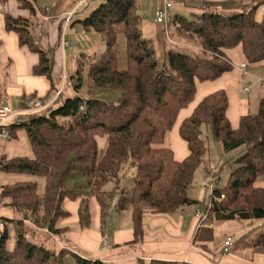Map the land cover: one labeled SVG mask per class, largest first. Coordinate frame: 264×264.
<instances>
[{"label":"trees","instance_id":"16d2710c","mask_svg":"<svg viewBox=\"0 0 264 264\" xmlns=\"http://www.w3.org/2000/svg\"><path fill=\"white\" fill-rule=\"evenodd\" d=\"M0 1L5 5L8 0ZM16 1L21 10L29 11L30 17L5 13V27L17 35L20 47L38 56L32 74L51 81L50 96L44 98L49 100L57 90L54 53L42 50L34 38L32 30L38 20L35 0ZM262 6L264 0H251L240 12L224 13L207 7L193 19L173 16L170 26L175 28L176 35L197 42L201 53L193 56L184 48L168 49V45L174 44L165 38L162 60L157 57L153 40L144 37L138 0H100L87 17L77 21L84 33L100 36L106 50L89 62L84 54L78 60L73 83L77 95L64 98L63 93L49 112L22 114L7 126L11 139L26 133L32 155L0 156V173L39 176L44 179L45 192L41 196L35 182L0 185L1 208L19 214L13 219L2 216L0 264H109L68 248L37 244L29 238L30 228L25 222L35 218L33 233L43 230L52 237L61 236L68 226L60 224L71 216L64 207L66 201H76L84 195L77 212L78 224L85 229L91 219L87 199L96 201L100 222L105 224L115 193L105 188L110 183H120L121 171L128 163L135 165L137 174L133 187L121 191L116 212H132L133 239L129 245L143 242L146 215H172L192 206L203 207L209 223L264 221V188L256 186L264 175V99L256 115L243 116L239 128L233 129L227 115L226 91L210 93L180 125L179 135L188 144L189 156L179 162L173 150L164 147L180 113L196 101L197 83L215 82L233 71L226 50L241 47L249 64L264 66V18L256 19ZM120 34L126 39L124 70L118 65ZM85 78L89 83L88 98L78 95ZM98 89L122 94L117 102H107L91 97ZM204 127L225 153L242 150L226 186L215 187L207 203L188 193L197 171L210 155V147L203 138ZM104 137L108 144L100 157L98 139ZM72 154L75 158L70 161ZM67 165V173L77 172L83 177L87 191L60 189L59 173ZM207 171L208 175L212 173L208 168ZM10 226L17 230L13 248L9 246ZM213 240V229L202 226L193 243L209 244ZM244 244L253 254L264 256V233ZM150 264L190 263L152 260Z\"/></svg>","mask_w":264,"mask_h":264},{"label":"crops","instance_id":"0c3cea01","mask_svg":"<svg viewBox=\"0 0 264 264\" xmlns=\"http://www.w3.org/2000/svg\"><path fill=\"white\" fill-rule=\"evenodd\" d=\"M99 1L43 0L41 6L36 4L38 8V20L33 27V35L42 50L47 52L53 51L54 53L53 74L54 83L57 88L61 83L62 77L64 75L68 77L65 62L63 64V58H65L68 50L77 48L76 45L65 52H62L60 49V38L65 19L69 13L75 11L74 17L68 26L67 34L69 33V27H72L73 32H75L77 30L75 21L77 23V21L87 17L97 7ZM250 1L187 0V6L195 10V12H202L204 8L211 7L224 13H235L240 12ZM162 2L163 0H159L158 7L162 5ZM6 4L7 8L5 9L0 3V63L9 66V82L5 85L0 83V96L10 98L11 109L15 103L19 106L16 111L12 109L14 113L18 114L11 120L10 124H12L20 115L24 114L29 98L33 96L39 98L50 96L52 83L47 77H35L32 74L33 67L38 64V56L31 53L27 48L20 47L17 35L9 33L5 27V13L13 17H30L29 11L21 10L16 0H8ZM81 9L82 11H80ZM170 16L173 17L171 13ZM263 18L264 6L256 14L257 21H262ZM170 27V24L167 28L156 24L154 16L152 20L144 19L142 23L144 37L153 40L159 60H162L165 55L164 40L166 37L177 47L201 49L199 44L193 40L180 38L176 33L175 36H170L168 32L171 29ZM82 33L83 35H89L83 31ZM225 53L234 65L233 71L225 74L215 82L197 83V98L189 107L191 110L186 109L180 113L174 129L166 137L164 147L172 149L175 159L179 162H182L189 156L188 144L179 135L180 125L186 118L192 115L198 103L208 94L218 90L226 91L229 98L227 115L233 129L239 128L240 120L243 116L249 114L256 115L259 111V103L264 99V66L262 64H253L249 72V66L246 64L247 59L243 52L242 54H233L231 50H226ZM243 65L246 66L245 71H243ZM183 112L184 114H182ZM65 179L66 174H62L61 178L59 177L60 189L71 190L68 187L69 184L65 183ZM256 186L264 188V175L257 180ZM192 188L189 189V196ZM192 198L194 199V197ZM203 201L207 203V199H203ZM197 208L200 209L201 207L198 206ZM2 209L4 208H1V211ZM7 211L11 213V217L7 218L13 219L17 216L16 213L14 214V211L10 209H7ZM188 213L187 209L184 208L172 215H146L144 217V240L139 245H129L133 239V229L115 232L112 247L108 242L105 248L103 239L106 233L101 231L99 234L95 233L91 237H88V230H84L78 224L77 216L71 215L60 226H68V230L64 231L62 235L81 238L80 241L82 243L80 244L91 251L93 259H100L109 264H150L152 260L184 261L190 264H264V256L253 254L250 247L246 244H244V250L242 251H247V253L243 255L237 253L238 248L235 249L236 244L231 236H227L225 241L227 238H232L234 242L233 247L229 253H225L224 241L219 259L209 250L211 247L210 243L206 244L202 242L194 244L193 239L199 228V223L195 222L192 213H190V219ZM71 223L72 226L77 225L80 229L81 232L78 235L72 232L74 228L70 227ZM212 224L214 225V222ZM212 229L213 231L215 230V225ZM54 245L57 249L63 248L57 242ZM184 251H188L187 254H182ZM139 260H142V263Z\"/></svg>","mask_w":264,"mask_h":264},{"label":"rangeland","instance_id":"374dc122","mask_svg":"<svg viewBox=\"0 0 264 264\" xmlns=\"http://www.w3.org/2000/svg\"><path fill=\"white\" fill-rule=\"evenodd\" d=\"M0 3L2 7H4L5 9L7 8L6 6L7 4L3 5L2 2ZM42 3L43 0H36L35 4L41 6ZM158 3L159 0H138L139 15L143 19H148L149 21L152 20L154 16V20H155L156 12L163 5L162 2V5L158 7L159 5ZM187 5H188L187 0H174V6L170 12L171 15L172 16L182 15L189 19H193L195 15L201 14V12H195V10L190 9ZM80 11H82V9ZM76 24L77 23L75 21V25ZM76 27L77 30L75 32H73L72 27H69V33L67 34V41L75 43L77 45V48L74 50H68L65 58H63V64L65 62L67 75L73 81V83H75L76 71L78 69V60L81 58V56L84 54L86 57V61L89 62L91 57L99 56L106 50L105 43L100 36L96 34L83 35L81 26L77 24ZM170 28H171L170 31H168L170 33L169 35L175 36V28L172 25ZM166 39L169 40L167 37ZM125 41H126L125 36L123 34H120L118 37V43L120 46L118 53V65L119 68L123 70L126 69L127 67ZM168 46H170L168 47V49L170 48L177 49L176 48L177 46L175 45H168ZM178 49L181 48L178 47ZM231 52H233V54H242L243 51L241 47H238L234 50H231ZM186 53L193 56H197L200 55L201 52L199 49L193 48V49H186ZM246 64L249 66V72H250V67H252V64H249L248 62H246ZM8 74H9V66L0 63L1 84L5 85L9 82ZM88 84L89 83L87 81V78H85L83 89L78 95H80L83 98L90 97V94L88 93ZM121 94H122L121 92L116 90L98 89L94 91L91 97L104 100L107 102H117L120 99ZM75 95H77V93H75L74 86L67 87L64 91V98L74 97ZM18 107L19 106L16 103L12 105V109L14 111L18 110ZM188 110H191V108H188ZM184 112L182 114H184ZM203 132H204L203 138L207 141L210 147V155L208 156V158H206V161L196 173L190 196L191 198L194 197L195 200H199V201H203V199H207L208 202V197L211 193V190L203 187V183L205 179L210 178L211 180H213L214 177L221 175L223 179L219 183H216V187L217 188L225 187L229 174L237 166L235 162L238 159V157L241 155L242 150H238L227 154L224 152L221 145L213 140L210 130H207L204 127ZM98 144H99L100 157H103L105 149L108 144L107 137L99 138ZM2 155L8 157L31 156L32 153L26 133L21 132L19 134V137L13 140H7L0 137V156ZM74 158H75V154H72L70 157V161H72ZM67 167L68 165L59 173V177L61 178L62 174H66L65 183L69 184L68 187L71 190L77 188L78 191L80 192L87 191V187L84 184L83 177L79 175V173L77 172L67 173ZM207 168L212 172L210 175H208ZM136 174H137V169L135 165H133L132 163H128L123 167L121 171L120 183L119 184L110 183L105 188V191L107 192L115 191V193L113 194V198L110 202L108 217L106 218L105 224H101L100 222L101 219L99 216V207L96 201L94 199H87L86 205L89 207L91 219L88 223V227L85 228L84 230H88L89 232L87 233L89 234L88 237H91L95 233L99 234L101 231L102 232L104 231L106 233L107 241L110 243L112 247L113 236L115 232L124 231L133 228L131 210L118 213L116 212V205L120 198L121 191L124 189L129 190L133 187L134 178ZM18 182H35L38 185L39 194L41 196L44 195L45 182L43 178L39 176L0 173V185H12ZM58 183H60V181H58ZM85 198L86 197L82 195V197L80 199H77L76 201L73 202L66 201L64 207L68 212L71 213V215L77 216L76 211L78 212L79 203ZM186 209L187 212H189L188 217L191 219L190 213H192L195 222H197L198 224L199 220L196 218V214L197 212H199V210L203 211V207L199 209L197 208V206H192V207H187ZM1 214L2 216L5 217H11V213L7 211L6 208L2 209ZM18 216L19 214H17V217ZM33 219L35 220V218ZM35 222L36 220L34 221V224ZM25 223L27 224V226H29L28 228H30V230H27V233L29 234L28 236L35 243L44 245L47 248H56L54 244L55 242H57L58 245H61L63 248H68L70 250H73L74 252L80 254L81 256L92 258L91 251L86 249L85 247H83V245L80 244L82 243L80 241L81 238L76 236L68 237L66 235L52 237L51 234L43 230H41L39 234L37 233L38 234L37 235L32 231L33 229H36V226L30 225L27 222ZM214 225H215V230L213 231L214 240L213 242L210 243L211 247L209 250L212 253H214L218 259L221 256L220 254L221 247L223 246L225 238L227 236H231L234 239V242L236 244L235 249L238 248L237 253L243 255L244 253L245 254L247 253V251L244 252L242 251L244 250L243 249V247L245 246L244 243L246 241H250L251 239L255 238L258 234L264 233V221L261 220H254V221L244 220V221H233V222L215 221ZM70 227L74 228L72 232L76 233L77 235L81 232L80 229L77 227V225L72 226L71 223ZM16 231L17 230L15 228L10 226V234H11V242L9 244L10 248L14 247ZM103 245H104V240H103ZM187 252L184 251L182 252V254H187Z\"/></svg>","mask_w":264,"mask_h":264},{"label":"built area","instance_id":"2783aa9c","mask_svg":"<svg viewBox=\"0 0 264 264\" xmlns=\"http://www.w3.org/2000/svg\"><path fill=\"white\" fill-rule=\"evenodd\" d=\"M173 6H174V0H163L162 7L158 9V11L156 12L155 23L159 25H163V26H168L172 21L170 12ZM74 13L75 11L69 13L65 19L64 27L62 30V35L60 38V49L62 50V52H65L67 49H72L76 46L75 43L67 41V30H68V26L70 22L72 21L74 17ZM245 68L246 66L243 65V71H245ZM72 86H73V81L69 79L66 75H64L62 77L60 85L58 86L54 96L51 99L47 100V99L39 98V97L30 98L27 101V107H26L24 114H38L39 115V114H45L49 112L53 108L57 100L62 96L65 89L67 87H72ZM17 115L18 114L14 113L13 110L11 109V100L9 97H4L0 99V137L1 138L11 139L7 126L10 125L11 120ZM221 179H222L221 175L214 177L213 180H211L210 178H207L205 179L203 183V187L213 191L216 187V183H218ZM0 211H1V204H0ZM207 217H208V214L205 211L199 210V212H197L196 214V218L199 220V227L205 226V227L212 229L214 225L212 223L207 222ZM34 221L35 220L32 218L26 222L29 223L30 225L35 226ZM1 226H3V220L0 214V227ZM103 240H104V247L106 248L108 245L106 236H104ZM233 245H234V242L232 238H227V240L225 241V253H229Z\"/></svg>","mask_w":264,"mask_h":264}]
</instances>
